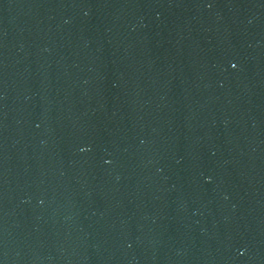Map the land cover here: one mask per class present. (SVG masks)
<instances>
[{
  "label": "water",
  "instance_id": "95a60500",
  "mask_svg": "<svg viewBox=\"0 0 264 264\" xmlns=\"http://www.w3.org/2000/svg\"><path fill=\"white\" fill-rule=\"evenodd\" d=\"M0 264H264V0H0Z\"/></svg>",
  "mask_w": 264,
  "mask_h": 264
}]
</instances>
